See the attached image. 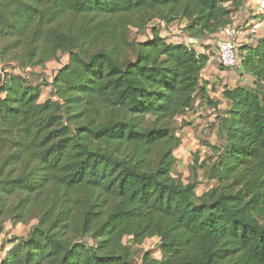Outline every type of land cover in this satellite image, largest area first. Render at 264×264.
<instances>
[{"label":"trees","instance_id":"1","mask_svg":"<svg viewBox=\"0 0 264 264\" xmlns=\"http://www.w3.org/2000/svg\"><path fill=\"white\" fill-rule=\"evenodd\" d=\"M246 2L0 0V233L36 220L0 264H130L125 237L159 240L143 264H264V35L237 48L255 88L204 82L195 48ZM176 22L192 41L160 34ZM61 56L40 102L26 70ZM209 109L220 143L184 182L175 123Z\"/></svg>","mask_w":264,"mask_h":264},{"label":"rangeland","instance_id":"2","mask_svg":"<svg viewBox=\"0 0 264 264\" xmlns=\"http://www.w3.org/2000/svg\"><path fill=\"white\" fill-rule=\"evenodd\" d=\"M256 4V0H252L251 3L247 6V12H237L230 16V26H236L241 23H244L245 20H251L253 16L249 17L248 13H252L254 15V6ZM258 20V18H256ZM161 32L160 34L168 40H172L174 42L177 41H186L190 42L186 37L185 33L182 30V25L180 23H174L169 26L160 25ZM260 30L257 34L261 33ZM264 33V32H263ZM130 38H136L138 40H146L149 37V30L146 31L145 34H139L135 29H130L129 32ZM256 36V37H257ZM224 40L223 34L220 32L212 36L209 40L205 41V44H208L209 49L201 48L196 46V50L208 51L210 50V55L212 57L213 66L208 71V75L212 76L217 86L221 90L222 87H235V86H246V87H260L262 92L264 93V85H253V79L248 74H241L239 68H222L219 66L217 62V45L218 42ZM211 59V58H210ZM67 62L66 56H61L59 62L51 61L48 62L45 67H37L33 69H27V73L32 71L31 79L35 83H48V86L44 87V92L42 93L40 102H43L45 98L51 96V86L49 83L52 81L54 75L57 73L62 64ZM13 72V71H12ZM205 74V73H204ZM207 75V74H206ZM221 92V91H218ZM219 93L217 97H219ZM223 105L220 106V108ZM215 116V112L212 109L203 110L201 115H197V119H189L188 129L180 128V122H176L175 125L178 127V133L183 137L184 134L185 146H188L189 149L185 151V147L181 146L176 149L175 155L179 160L177 165H174L172 169L173 175H177L182 178L184 182L192 180L193 172L191 166L194 164V160L196 157H204L206 155V143L218 144L220 143L219 137L213 128V118ZM198 118L200 121H198ZM184 130V132H182ZM198 172V180H200L199 184L196 187V192L199 194L206 190L208 184L205 183L204 179L200 176V170ZM36 223V220L30 219L27 223L21 224L18 223L15 219L9 218L4 223V229L0 233V259L5 255L6 249L3 246H7V241L12 238H28L30 234V228L33 224ZM124 243L129 247L130 252V264H143L142 257L148 252L149 255L153 258H160V242L157 238H147L144 240L142 244L136 245L131 241L130 237L124 238ZM84 242L87 244H91L90 239H84Z\"/></svg>","mask_w":264,"mask_h":264},{"label":"built area","instance_id":"3","mask_svg":"<svg viewBox=\"0 0 264 264\" xmlns=\"http://www.w3.org/2000/svg\"><path fill=\"white\" fill-rule=\"evenodd\" d=\"M254 16L247 22L233 27L228 25L221 31L224 40L218 42L217 45V62L222 68H237L239 66L237 48L264 29V0H258L255 4Z\"/></svg>","mask_w":264,"mask_h":264},{"label":"crops","instance_id":"4","mask_svg":"<svg viewBox=\"0 0 264 264\" xmlns=\"http://www.w3.org/2000/svg\"><path fill=\"white\" fill-rule=\"evenodd\" d=\"M251 1L252 0H247V2H246V4H245V7H244V9L242 10V11H240V12H242V13H244V12H247L246 10H247V6L251 3ZM257 1L258 0H256V3H257ZM248 15H249V17H251V16H253V18L255 17L252 13H248ZM250 19V18H249ZM249 19L248 20H245V22H247V21H249ZM264 29H262V31H261V33L259 34V37H262L263 35H264ZM219 34V33H218ZM170 41H172V40H170ZM189 41H192V40H190L189 39ZM211 59H210V62H209V64L204 68V70L202 71V78H203V80H204V82H212V81H214V79H213V77L212 76H209L208 75V71H209V69L211 68V66H213V62H212V57H210ZM205 73V74H204ZM207 74V75H206ZM218 94V93H217ZM217 94L215 93L214 95L217 97ZM197 117V115L196 114H188V115H186V119H187V121L190 119L191 121H192V119H195ZM197 119V118H196ZM198 121H200V119L198 118ZM189 127L188 126H185V130L186 129H188ZM182 132H184V130H182ZM182 135H183V137H182V144H181V146H183V147H185V151H187L188 149H189V147L188 146H185V140L183 139L184 138V134L182 133Z\"/></svg>","mask_w":264,"mask_h":264}]
</instances>
